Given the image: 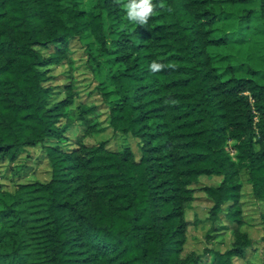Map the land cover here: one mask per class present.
I'll return each mask as SVG.
<instances>
[{
	"label": "trees",
	"instance_id": "16d2710c",
	"mask_svg": "<svg viewBox=\"0 0 264 264\" xmlns=\"http://www.w3.org/2000/svg\"><path fill=\"white\" fill-rule=\"evenodd\" d=\"M128 2L0 0V264H236L254 219L264 245V0H152L145 25ZM85 34L110 65L82 96ZM225 45L246 61L215 63ZM26 152L46 177H27ZM197 190L211 204L189 219Z\"/></svg>",
	"mask_w": 264,
	"mask_h": 264
},
{
	"label": "rangeland",
	"instance_id": "374dc122",
	"mask_svg": "<svg viewBox=\"0 0 264 264\" xmlns=\"http://www.w3.org/2000/svg\"><path fill=\"white\" fill-rule=\"evenodd\" d=\"M94 0H81V3L85 7H89ZM225 5H229L226 4ZM228 7V6H227ZM236 8L241 7L240 5ZM220 24V22H219ZM221 25V24H220ZM109 30L111 27H107ZM264 45V40L260 42V49L255 51V55L253 56V62L252 65L260 71L259 74L264 75V54L262 53V49ZM71 46L74 49L73 56L81 60V63H77L74 73L76 77V86H74V89L78 92H80V95L85 96L84 94L86 93L87 89L86 87H92L93 84L95 83L96 77L102 78L107 70L109 69V62L106 61V54L101 53L98 55L97 59L100 61L99 65L95 64V61L93 58L90 56L87 58V55L89 51H93L95 54L97 52L96 44L92 41V38L90 35L85 34L81 36L80 38H76L72 40ZM212 49V48H210ZM216 52L214 51L213 53L215 54V63L227 65L228 63H233L234 65H239L241 61H244L247 58H243L246 53H249L245 51L242 48L238 47H232V45H225L222 48H215ZM226 52L233 53L232 56L223 57V55L226 54ZM88 59V61H87ZM225 59V60H224ZM246 61V60H245ZM88 62L90 66L88 65ZM92 65V66H91ZM66 66L59 65L58 67H55L52 69V73L55 75H59ZM67 70L64 72L66 73ZM244 70H237V74H243ZM63 73V72H62ZM94 73H97L95 76ZM58 77V76H57ZM59 78H53L52 81H58ZM264 80V78L262 79ZM77 100V99H76ZM76 102V101H75ZM74 102V103H75ZM134 149H136V146H134ZM30 153L32 152H26L22 155L21 159L19 160L20 164H26V175L27 177H39V178H44L48 174L46 173V165L44 163H39L37 164L33 158H31ZM232 153V152H231ZM7 164L6 160L3 162H0V182L6 183L10 179L9 177L5 176V173L7 172ZM218 181L217 176H205L201 175L199 178V181L196 185H202V184H208V183H216ZM247 189V185L244 186L243 190ZM246 196V194H245ZM211 202L205 197V194L201 190H197L195 192V199L192 202V206L186 210V216L189 219H193L194 216L198 217H205L207 214V209ZM247 207V204L245 208ZM245 213V210H243ZM250 214L246 213L245 214V219H249ZM260 222V221H259ZM251 226H247V229L249 230L250 234L254 238V244L247 253L245 257H238L234 259V262L236 264H260L261 261L264 258V245L259 241V237L262 233V227L260 224H258V220L254 219L251 221ZM226 238H230V234L226 235ZM205 244V238H204V228H202L199 225L197 226H191L190 231H189V237H188V242L186 244V249H192V248H197L199 250H202V247ZM215 247H218L219 245L215 243ZM213 246V247H214Z\"/></svg>",
	"mask_w": 264,
	"mask_h": 264
},
{
	"label": "clouds",
	"instance_id": "9594fccd",
	"mask_svg": "<svg viewBox=\"0 0 264 264\" xmlns=\"http://www.w3.org/2000/svg\"><path fill=\"white\" fill-rule=\"evenodd\" d=\"M125 7L128 19L140 25L147 24L154 9L152 0H129ZM162 67L163 65L156 61H153L150 65L152 71H159Z\"/></svg>",
	"mask_w": 264,
	"mask_h": 264
}]
</instances>
